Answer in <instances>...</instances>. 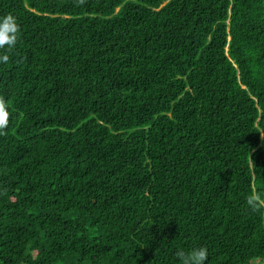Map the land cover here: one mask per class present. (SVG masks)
<instances>
[{"label": "trees", "instance_id": "obj_1", "mask_svg": "<svg viewBox=\"0 0 264 264\" xmlns=\"http://www.w3.org/2000/svg\"><path fill=\"white\" fill-rule=\"evenodd\" d=\"M0 264H264V0H0Z\"/></svg>", "mask_w": 264, "mask_h": 264}, {"label": "clouds", "instance_id": "obj_2", "mask_svg": "<svg viewBox=\"0 0 264 264\" xmlns=\"http://www.w3.org/2000/svg\"><path fill=\"white\" fill-rule=\"evenodd\" d=\"M19 25L16 18L9 14L0 18V50L14 48L18 40ZM7 55L0 56V63H7ZM7 126V105L0 99V129ZM251 207L258 208L264 206L257 195H252L248 199ZM179 257L182 264H206L208 259V250L204 247L193 249L188 253L181 252Z\"/></svg>", "mask_w": 264, "mask_h": 264}]
</instances>
